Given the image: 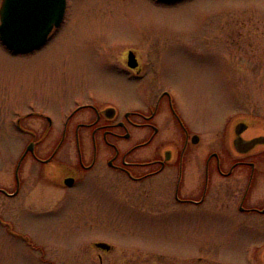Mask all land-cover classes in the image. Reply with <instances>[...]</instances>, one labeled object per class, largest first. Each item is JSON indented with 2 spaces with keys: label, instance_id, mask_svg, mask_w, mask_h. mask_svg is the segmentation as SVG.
<instances>
[{
  "label": "rangeland",
  "instance_id": "374dc122",
  "mask_svg": "<svg viewBox=\"0 0 264 264\" xmlns=\"http://www.w3.org/2000/svg\"><path fill=\"white\" fill-rule=\"evenodd\" d=\"M65 17L33 53L12 55L0 46V128L34 105L59 119L63 108L81 104V94L92 100L93 92L140 109L138 85L132 89L119 66L130 48L144 66L154 61L151 74L173 85L195 128L215 132L228 119L230 128L248 124L246 135L264 132V0H69ZM28 122L41 123L34 116ZM0 138V157L9 161L17 150L9 134ZM126 210L91 189L53 216L14 222L49 264H258L246 254L251 245L240 227L180 225L174 214L158 224L131 223L146 218ZM98 242L112 249L103 252ZM27 245L0 229V264H47ZM190 254L197 257L192 263L184 258Z\"/></svg>",
  "mask_w": 264,
  "mask_h": 264
},
{
  "label": "flooded vegetation",
  "instance_id": "af4514ba",
  "mask_svg": "<svg viewBox=\"0 0 264 264\" xmlns=\"http://www.w3.org/2000/svg\"><path fill=\"white\" fill-rule=\"evenodd\" d=\"M68 2L47 41L66 21ZM0 46L12 55L36 51L19 53ZM122 58V78L132 89L138 85L140 109L102 100L93 92L92 100L83 102L81 94V104L70 111L63 108L59 119L34 105L0 128L17 150L9 161L0 157V229L26 245L29 239V247L38 251L31 235L16 228L14 217L20 222L53 216L68 202L81 203V191L93 189L134 218H146L131 223L158 224L174 214L180 225L240 227L251 245L246 254L264 264V132L252 136L246 129L237 134L228 119L215 132L211 126L195 128L173 85L151 74L157 71L153 60L144 66L130 48ZM80 110L85 114L81 121L71 122ZM33 116L41 121L37 126L28 122ZM256 136L263 139L247 147L245 142ZM96 244L103 252L112 249ZM37 254L42 263H50L44 252ZM184 258L192 263L197 257Z\"/></svg>",
  "mask_w": 264,
  "mask_h": 264
},
{
  "label": "water",
  "instance_id": "95a60500",
  "mask_svg": "<svg viewBox=\"0 0 264 264\" xmlns=\"http://www.w3.org/2000/svg\"><path fill=\"white\" fill-rule=\"evenodd\" d=\"M171 2L175 0H161ZM66 0H2L0 6V39L11 50L26 53L45 43L53 27L62 22ZM132 59V55H130ZM237 134L242 133L249 125L238 122L234 125ZM264 131V128H263ZM261 136L246 141L251 147ZM96 246L108 249L106 243Z\"/></svg>",
  "mask_w": 264,
  "mask_h": 264
}]
</instances>
